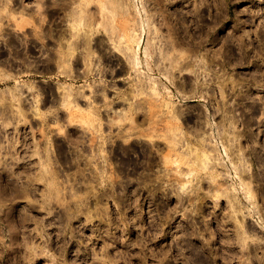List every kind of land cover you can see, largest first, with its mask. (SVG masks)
<instances>
[{"label":"rangeland","instance_id":"obj_1","mask_svg":"<svg viewBox=\"0 0 264 264\" xmlns=\"http://www.w3.org/2000/svg\"><path fill=\"white\" fill-rule=\"evenodd\" d=\"M127 1L0 0V264H264V0Z\"/></svg>","mask_w":264,"mask_h":264},{"label":"bare ground","instance_id":"obj_2","mask_svg":"<svg viewBox=\"0 0 264 264\" xmlns=\"http://www.w3.org/2000/svg\"><path fill=\"white\" fill-rule=\"evenodd\" d=\"M125 1H127V0H125ZM117 2V1H116ZM128 2V1H127ZM134 2V1H133ZM142 3L140 2V4L139 3H135L134 4V7H135V14H138L137 16H138V20L140 21V22H138L137 20V22H138V24H139V26H141V28H138V29H141V31L140 30H138V36H137V30L135 29V28H131V29H129L130 30V35L128 34V41L125 43L126 45L124 46H122L121 48H123L124 50H122L121 48H119V49H121L120 51H123L125 54L124 55H126V58L125 59H127V61H128V63L129 64H131V67L135 70V72L137 71V72H140V74L141 75H143V79L142 80H140V81H142L141 83H143V86L142 87H140V89L142 88V89H144L145 88V86H144V84L147 86V87H149L148 89L150 90V92L151 93H153V94H155L154 96H156V95H158L157 93H159V91H158V88H159V83H161L162 84V82H163V79H164V77L163 76H156V75H153V73H152V71H151V68L147 65L148 64V59L149 58H151V56H152V54H153V52H155L160 58H161V60H164L165 58H167L168 60H171V62H170V67L171 66H173V60L175 61V59L173 58L174 56H170V54H169V50H168V47H172V46H174V44L176 45L177 43H175V41H169V39H171V38H166L168 41H166L165 40V42L164 43H161L160 45H158V47H157V44L158 43H154V42H152V41H150V39H149V37H147V35H146V32H147V30H146V25L148 24H146V22H145V18H143L144 16H143V6L141 5ZM128 5V4H127ZM120 6V5H119ZM123 6H125V5H123ZM122 7V6H121ZM128 7V6H127ZM131 7V5L129 6V8ZM125 8V7H124ZM73 9V8H72ZM123 10V9H122ZM125 10V9H124ZM126 10H128V9H126ZM145 10V9H144ZM75 10H73L72 12H71V14H69V17H70V27H71V29L73 30V33L71 34V38H72V36L74 37V36H76L77 34H78V32L80 31V29H81V26H83V24L84 23H87L86 21L84 22V19L86 20V17H84L83 15H85V14H83V15H81V10L79 11H77L76 10V12H74ZM84 12V11H83ZM126 12V11H125ZM131 12V11H130ZM85 13V12H84ZM89 13V12H88ZM133 13V12H132ZM87 15V14H86ZM129 15V14H128ZM130 16V15H129ZM91 17V16H90ZM92 17H93V15H92ZM89 18V17H88ZM148 18V17H147ZM151 18V17H150ZM90 19V18H89ZM137 19V18H136ZM162 20V19H161ZM133 21V20H132ZM147 21V20H146ZM151 21V20H150ZM69 22V21H68ZM89 23H90V21H88ZM148 22V21H147ZM97 23V22H96ZM85 25V24H84ZM98 25V24H97ZM101 25H102V22H101ZM150 25H153V24H150ZM160 25V24H159ZM85 26H88V25H85ZM109 26V25H108ZM149 26V25H148ZM90 27V26H89ZM137 27V26H136ZM153 28H154V26H153ZM109 29V28H108ZM117 29V28H116ZM60 30H61V28H60ZM118 30V29H117ZM124 30H125V28H124ZM128 30V31H129ZM180 30V29H179ZM65 31V30H64ZM84 31V30H83ZM127 31V32H128ZM126 32V31H125ZM152 32V31H151ZM81 33V32H80ZM121 33V32H120ZM86 34V33H85ZM125 34V33H124ZM155 34V33H154ZM65 35V34H64ZM70 35V34H69ZM91 35V34H90ZM89 35V36H90ZM113 35H115V37H116V34H113ZM127 35V34H126ZM150 35V34H149ZM158 35V34H157ZM153 36V35H152ZM70 37V36H69ZM83 37H85V36H83ZM82 37V38H83ZM91 37V36H90ZM114 37V36H113ZM113 37H111L110 39H112L113 40ZM114 37V38H115ZM66 38V37H65ZM70 38V40L68 41L67 40V42H65L64 41V39H63V42H65L66 44V46H65V48L67 49V52H63L64 54H65V56H71V55H73L74 56V50H75V43H76V41L74 40H72ZM75 38V37H74ZM122 38V37H121ZM152 38H154V37H152ZM158 38H159V36H158ZM162 38V37H161ZM176 38V37H175ZM180 38V37H179ZM62 39V38H61ZM69 39V38H68ZM86 39V38H85ZM90 39V38H89ZM157 39V38H156ZM155 39V40H156ZM181 39H183V38H181ZM76 40H78V39H76ZM82 40V39H81ZM119 40V39H118ZM152 40V39H151ZM173 40V39H172ZM115 41V40H114ZM126 41V40H125ZM158 41V40H157ZM176 41L178 42V39H176ZM183 41V40H182ZM61 42H62V40H61ZM89 42V41H88ZM111 42H113V41H111ZM118 42V41H117ZM160 42V41H159ZM161 42H163V40H161ZM58 43V42H57ZM183 43V42H182ZM188 43V42H187ZM119 44V43H118ZM180 44V43H179ZM137 46V48L135 49L134 48V46ZM154 45H156L155 46V48H158V51H154ZM178 45V44H177ZM182 46H183V44H181ZM180 45V46H181ZM77 46V45H76ZM79 46V45H78ZM179 46V45H178ZM177 46V47H178ZM118 47V46H117ZM88 48V47H87ZM153 48V49H152ZM61 49H62V47H61ZM118 49V48H117ZM170 49V48H169ZM125 50H126V52H127V54H126V52H125ZM62 51H64L63 49H62ZM76 51V50H75ZM123 52H120V53H123ZM68 53V54H67ZM89 53V52H88ZM176 53H179L178 51L176 52ZM175 53V54H176ZM185 54H186V52H180V54L179 55H181L182 56V58H183V56H184V58H185ZM142 55L144 56L145 55V59L144 60H146V62L145 61H143L142 59L143 58H141L142 57ZM59 56V55H58ZM57 56V57H58ZM75 56L77 57V54H75ZM75 56H74V58H75ZM82 56V55H81ZM84 56H86V55H84ZM123 56V55H122ZM177 56V55H176ZM56 57V58H57ZM69 59V58H66V57H62V52H61V57L59 56V61L57 62V63H59L60 64V62L62 61H65V59ZM80 58V57H79ZM82 58V57H81ZM90 58V57H89ZM158 58V57H157ZM189 58V57H188ZM58 59V58H57ZM72 59H73V57H72ZM77 59V58H76ZM124 59V58H123ZM80 60V59H79ZM85 60V59H84ZM160 60V59H159ZM160 60V61H161ZM66 61H68V60H66ZM65 61V62H66ZM82 61V60H81ZM186 61V60H185ZM64 62V63H65ZM82 62H84V61H82ZM86 62V61H85ZM176 62V61H175ZM193 62V61H192ZM90 63V62H89ZM163 63V62H162ZM190 63V62H189ZM66 64V63H65ZM87 64V63H86ZM125 64V63H124ZM157 64V63H156ZM183 64V63H182ZM188 64V62L187 63H185L184 62V64L183 65H187ZM192 64V63H191ZM190 64V65H191ZM61 65V64H60ZM64 65V64H63ZM62 65V66H63ZM89 65V64H88ZM128 65V64H127ZM155 65V64H154ZM160 65V64H159ZM165 65V64H164ZM59 66V65H58ZM139 66H141L142 68H143V72L141 71V70H139ZM156 66V65H155ZM161 66H162V64H161ZM88 67V66H87ZM159 67V66H158ZM157 67V68H158ZM177 67V66H176ZM193 67V66H192ZM192 67H191V69H192ZM142 68H140V69H142ZM166 69H165V76H166V74H168V73H170L171 71H170V69H168V66L167 67H165ZM185 68H187V67H185ZM131 69V68H130ZM162 69V68H161ZM160 69V70H161ZM174 69V68H173ZM179 70V69H178ZM183 70V69H182ZM162 72H164L163 70H161ZM192 71H193V69H192ZM184 72V71H183ZM136 74V73H135ZM164 74V73H163ZM167 78H168V76H167ZM172 79V78H171ZM174 80V79H173ZM138 83H140V82H138ZM164 83V82H163ZM184 84V83H183ZM164 85H165V83H164ZM167 85V84H166ZM183 86V85H182ZM67 88V87H66ZM147 89V88H146ZM145 89V90H146ZM147 89V90H148ZM64 92L66 91V89H64L63 90ZM68 91H70V90H67L66 92H65V94H63V98H64V100L65 99H68L69 97H70V95H71V93L69 92L68 93ZM143 91V90H142ZM181 91V90H180ZM58 92V91H57ZM222 92V91H221ZM181 93V92H180ZM58 94V93H57ZM64 95H65V97H64ZM69 96V97H68ZM170 96H171V94H170ZM72 97V96H71ZM150 97H152V96H150ZM157 98V97H156ZM162 99V98H161ZM63 100V101H64ZM74 100H75V98H74ZM69 102V101H68ZM160 102V101H159ZM71 103V102H70ZM75 105V104H74ZM159 105V104H158ZM166 106L165 108H169V109H167V110H170V113H168V114H170L169 116H173L172 118L175 120H179V115H178V110L176 109V107H177V105H176V107L175 106H173L172 105V103H171V101H164V104H162L161 103V106ZM91 106L93 107V105L91 104ZM163 106V107H164ZM137 107H138V105H137ZM136 107V108H137ZM218 108V107H217ZM91 109V108H90ZM130 110V109H129ZM135 110V109H134ZM166 111V110H165ZM119 113V112H118ZM135 113V112H134ZM124 116V115H123ZM168 116V115H167ZM170 117V118H171ZM179 117V118H178ZM227 118V117H226ZM229 118V117H228ZM231 119V118H230ZM173 120V121H174ZM172 121V122H173ZM229 121V120H228ZM176 124H178V123H176ZM235 124L233 123V119H232V121L229 123V125L227 124V127H229L230 126V128L231 127H233ZM176 127V126H175ZM235 127V126H234ZM229 128V129H230ZM228 130V129H227ZM226 130V131H227ZM181 131V130H180ZM231 131V130H230ZM232 131H233V128H232ZM222 132V131H221ZM233 133V132H232ZM177 135V134H176ZM223 135V134H222ZM224 135H225V133H224ZM213 136H211V138H212ZM216 137H218V136H216ZM235 137V136H234ZM234 137H233V139H234ZM202 139H204V137L202 136ZM202 139H200V140H202ZM205 139H206V137H205ZM218 139V138H217ZM178 140H179V138H178ZM229 140V139H228ZM237 140V139H236ZM205 141H207V140H205ZM209 141V140H208ZM235 141V140H234ZM218 142V141H217ZM216 141H215V143H217ZM220 142V141H219ZM232 142V141H231ZM230 142V144L229 145H231V144H234V143H231ZM176 143H177V141H176ZM202 143H203V141H202ZM205 143V142H204ZM203 143V144H204ZM210 143H212V142H210ZM207 144V143H206ZM219 144H222V143H219ZM219 144H218V146H219ZM176 145V144H175ZM201 145V144H200ZM209 145V144H208ZM213 145H215V144H213ZM212 145V146H213ZM205 146V145H204ZM207 146V145H206ZM216 146H217V144H216ZM217 146V147H218ZM224 146V145H223ZM174 147V146H173ZM172 147V148H173ZM199 147V146H198ZM210 147V146H209ZM208 147V148H209ZM217 147H216V151H218L217 150ZM171 148V149H172ZM221 148H222V145H221ZM226 148V147H225ZM233 148V147H232ZM231 148V146H230V149H232ZM191 149V148H190ZM206 149V148H205ZM240 149V148H239ZM238 149V150H239ZM210 150H211V148H210ZM212 150H214V148L212 149ZM219 150H220V148H219ZM198 151V150H197ZM215 151V150H214ZM215 151V152H216ZM221 151H223V150H221ZM208 152V151H207ZM206 151L204 152V151H202L201 153V155L202 156H204L203 158L204 159H206V160H208V157L210 156L209 155V153H207ZM213 152V151H212ZM214 152V153H215ZM224 152V151H223ZM240 151H238V153H239ZM211 154H213V153H211ZM224 154V153H223ZM240 154H241V152H240ZM239 154V155H240ZM226 156H227V154H225ZM235 155V154H234ZM212 156V155H211ZM216 157H217V155H216ZM216 157H215V159H216ZM202 158V160H204ZM212 158H214V157H211V159ZM218 158V157H217ZM238 158H239V156H238ZM238 158H235V159H238ZM214 159V160H215ZM245 159V158H244ZM243 159V160H244ZM217 160V159H216ZM215 160V162L217 163L218 162V160L216 161ZM224 160V159H223ZM241 160V159H240ZM242 160V161H243ZM212 161V163H213V160H211ZM211 161H209V162H211ZM219 161H220V159H219ZM245 161V160H244ZM205 163H207V162H205ZM215 163V164H216ZM221 163V162H220ZM219 163V164H220ZM218 164V163H217ZM218 164V165H219ZM222 164H224V163H222ZM243 164V163H242ZM207 165V164H206ZM221 165V164H220ZM225 165V164H224ZM245 165V164H244ZM212 166H215V165H212ZM217 166V165H216ZM236 167V166H235ZM248 171V170H247ZM238 174V173H237ZM219 176V175H218ZM215 177V176H214ZM240 177V176H239ZM246 183H247V181H246ZM243 185H246L245 184V182H244V184ZM248 185V186H247ZM247 187H250L249 189H251L252 187H251V185H249L248 183H247ZM254 190V189H253ZM20 193H26L25 192V187L24 188H22V190H18ZM238 192V191H237ZM222 194H224V193H222ZM253 196V195H252ZM235 198V197H234ZM236 200H238V199H236ZM228 202H230V201H228ZM231 202H233V201H231ZM232 203H230V205H231ZM232 205H234V204H232ZM250 206V205H249ZM236 208V207H235ZM239 208V207H238ZM240 208H242V207H240ZM244 208V207H243ZM245 209H246V207H245ZM253 209V208H252ZM235 210H237V209H234V211ZM239 210V209H238ZM242 210V209H241ZM247 210V209H246ZM249 210V209H248ZM248 210H247V212H248ZM240 212V211H239ZM244 212V211H243ZM246 212V211H245ZM242 212H240L239 214H241ZM249 213H251V212H249ZM248 213V214H249ZM242 214H244V213H242ZM246 214V213H245ZM252 215V214H251ZM242 216V215H241ZM245 216V215H244ZM239 220V219H238ZM257 221H258V219H257ZM240 226V225H239ZM241 232V231H240ZM243 238V237H242Z\"/></svg>","mask_w":264,"mask_h":264}]
</instances>
